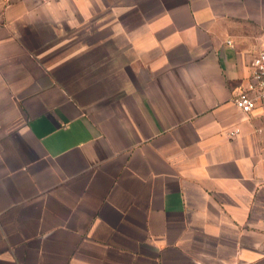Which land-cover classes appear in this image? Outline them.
<instances>
[{
	"label": "crops",
	"instance_id": "0c3cea01",
	"mask_svg": "<svg viewBox=\"0 0 264 264\" xmlns=\"http://www.w3.org/2000/svg\"><path fill=\"white\" fill-rule=\"evenodd\" d=\"M263 46L264 0L0 2V264H264Z\"/></svg>",
	"mask_w": 264,
	"mask_h": 264
},
{
	"label": "built area",
	"instance_id": "2783aa9c",
	"mask_svg": "<svg viewBox=\"0 0 264 264\" xmlns=\"http://www.w3.org/2000/svg\"><path fill=\"white\" fill-rule=\"evenodd\" d=\"M11 0H0L9 2ZM235 106L244 113L257 108L264 109V46L251 63V74L246 86L239 90L233 100ZM237 132H233L235 136Z\"/></svg>",
	"mask_w": 264,
	"mask_h": 264
}]
</instances>
